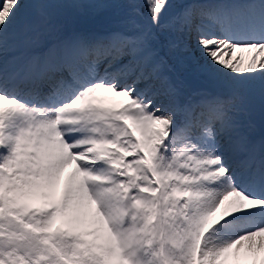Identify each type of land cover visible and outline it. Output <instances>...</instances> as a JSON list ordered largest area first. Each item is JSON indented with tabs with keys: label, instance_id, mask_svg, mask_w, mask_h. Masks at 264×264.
<instances>
[{
	"label": "snow or ice",
	"instance_id": "1",
	"mask_svg": "<svg viewBox=\"0 0 264 264\" xmlns=\"http://www.w3.org/2000/svg\"><path fill=\"white\" fill-rule=\"evenodd\" d=\"M68 7L115 25L61 33ZM257 95L264 0H0V264H264Z\"/></svg>",
	"mask_w": 264,
	"mask_h": 264
},
{
	"label": "bare ground",
	"instance_id": "2",
	"mask_svg": "<svg viewBox=\"0 0 264 264\" xmlns=\"http://www.w3.org/2000/svg\"><path fill=\"white\" fill-rule=\"evenodd\" d=\"M243 55L245 56V58H247L249 56V53L245 52L243 53Z\"/></svg>",
	"mask_w": 264,
	"mask_h": 264
},
{
	"label": "rangeland",
	"instance_id": "3",
	"mask_svg": "<svg viewBox=\"0 0 264 264\" xmlns=\"http://www.w3.org/2000/svg\"><path fill=\"white\" fill-rule=\"evenodd\" d=\"M108 11H110V10H108Z\"/></svg>",
	"mask_w": 264,
	"mask_h": 264
}]
</instances>
